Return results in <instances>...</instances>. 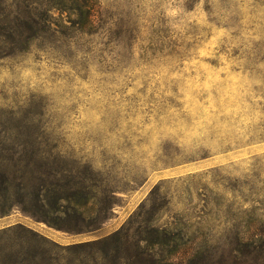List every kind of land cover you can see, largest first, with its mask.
I'll use <instances>...</instances> for the list:
<instances>
[{"label": "rangeland", "instance_id": "obj_1", "mask_svg": "<svg viewBox=\"0 0 264 264\" xmlns=\"http://www.w3.org/2000/svg\"><path fill=\"white\" fill-rule=\"evenodd\" d=\"M56 1L0 0V264H264V0H79L93 28H19Z\"/></svg>", "mask_w": 264, "mask_h": 264}, {"label": "trees", "instance_id": "obj_2", "mask_svg": "<svg viewBox=\"0 0 264 264\" xmlns=\"http://www.w3.org/2000/svg\"><path fill=\"white\" fill-rule=\"evenodd\" d=\"M38 5L42 7L43 12L41 14L30 11L25 12L23 16L24 19L20 22L19 28L29 31L35 36L39 35V33L51 30V25L53 23L50 14H53L51 13L53 10L66 12L69 16L76 17V20L72 21V24L80 31H85V28H93L95 10H93L91 6L85 5L84 3L82 4L79 0H57L51 5ZM25 8H29L28 5L25 6ZM33 9L36 10V8ZM9 36L10 35H8V37ZM17 36L21 37V33L17 34ZM93 196L94 195L88 196L87 192L81 197H77L76 193H72L70 195H57L46 201L42 187L35 193V198L41 207L49 208V210L56 213L58 217L72 218L78 222H84L90 217L89 213L91 208L87 207V204L89 202L88 200L93 198Z\"/></svg>", "mask_w": 264, "mask_h": 264}, {"label": "crops", "instance_id": "obj_3", "mask_svg": "<svg viewBox=\"0 0 264 264\" xmlns=\"http://www.w3.org/2000/svg\"><path fill=\"white\" fill-rule=\"evenodd\" d=\"M18 220H19V219H18ZM18 220H17V221H15V222H20V223H22V222H21V221H22V219H20L21 221H18ZM24 222H26V221H24Z\"/></svg>", "mask_w": 264, "mask_h": 264}]
</instances>
